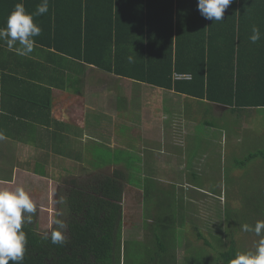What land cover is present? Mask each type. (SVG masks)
I'll return each mask as SVG.
<instances>
[{
  "label": "trees",
  "instance_id": "obj_1",
  "mask_svg": "<svg viewBox=\"0 0 264 264\" xmlns=\"http://www.w3.org/2000/svg\"><path fill=\"white\" fill-rule=\"evenodd\" d=\"M21 2L28 13H33L43 0H0V28L6 27L9 14ZM197 4L198 0H49L48 12L34 17L41 28L40 35L34 37L35 45L69 56L77 65L90 64L104 72L223 103L233 112L264 108V0H232L223 21L218 22L205 19ZM253 26L261 31L256 43L250 40ZM70 64L60 62L69 68ZM175 73L191 78L175 79ZM119 97L123 95L115 98ZM53 143H58L57 137L53 136ZM256 155L252 153L235 163L244 165ZM82 171L89 174L79 176L75 167L67 169L55 202L54 218L60 213L59 218L67 224L65 243L52 244L53 226L39 231L33 221L35 213L32 222L23 226L27 245L21 264H120L125 183L115 175H91L93 169ZM245 197L254 199L252 194ZM178 201L173 207L159 200L165 214L153 215L150 224L155 228L148 231L149 239L141 250L145 255L138 264H229L239 252L234 232L241 230L242 224L254 226L264 220V206L256 201L241 200L244 208L236 211L223 205L218 209L221 235H215L214 243L204 241L213 251L214 260L207 263L209 254L199 247L193 249V262L185 257L180 261L176 246L185 243H179L181 237L171 231L175 218L177 224L184 222V198ZM193 215L190 213V217ZM194 231L202 237L195 225Z\"/></svg>",
  "mask_w": 264,
  "mask_h": 264
},
{
  "label": "crops",
  "instance_id": "obj_2",
  "mask_svg": "<svg viewBox=\"0 0 264 264\" xmlns=\"http://www.w3.org/2000/svg\"><path fill=\"white\" fill-rule=\"evenodd\" d=\"M60 62L72 64L69 68L60 65ZM87 79L92 82L91 85L87 84ZM117 80L119 84L130 86L126 98H115L119 93ZM99 87L103 88L98 89ZM154 92L166 93L156 105H152L151 101L150 93ZM109 93H112L111 97ZM133 96H136L137 104L131 99ZM198 108H201V114L206 115L211 110L216 113V117L231 111V108L223 103L198 99L145 81L104 72L90 64L77 65L69 56L47 46L34 45V51L30 55L20 56L15 50L8 49L6 43H0V146L3 141L7 144H10V141L16 143L15 149L9 147L5 150H14L17 155L15 161L23 159V163L15 162L14 168L22 169L25 174L31 172L48 177L49 174L45 171L28 170L36 168L33 163L40 161L44 162V169L47 166L64 169H56L50 175L60 185L68 174L67 169L71 167L93 169L91 175L102 172L104 168V172H110L111 176H114L118 169L124 168L110 162L120 159L125 161L129 155L145 163L143 167L157 170L159 175L152 177L150 172L145 171L141 173L142 178L148 177L165 185L192 184L193 181H189L188 175L192 172L189 178L193 179V173H203L202 166H193L199 160L198 150L196 149L197 156L193 155V151L190 154L191 147L178 143L174 131H182V128L188 126V130L193 129V134H196L198 127L193 120V111ZM242 110L245 119L255 111ZM153 117L159 122L157 128L153 127ZM207 122L213 123L212 120L204 121L205 124ZM120 124L124 125L125 131L129 127L139 129L140 145L132 146L131 141L125 144L124 148L131 151L125 157H122L125 153L121 148L115 147L117 127ZM24 131L28 133L22 136ZM186 133L188 134V131ZM53 136L57 137L58 143H53ZM92 144L101 145L110 152L111 155L106 161L109 164L104 167L100 164H85L86 147L90 149ZM24 150L28 151L23 153ZM34 152L40 154L34 156ZM71 157L73 161H77L75 164L68 161ZM181 167H193V171L188 170L187 176L180 171L175 172V169L181 170ZM105 168H111V171H105ZM87 174L79 171V176ZM127 179L128 177L121 179L126 190L131 185L134 187H130L129 193L132 195H126L136 199V183L140 182L130 185ZM60 185H53L54 192ZM124 199L122 196L121 210Z\"/></svg>",
  "mask_w": 264,
  "mask_h": 264
},
{
  "label": "rangeland",
  "instance_id": "obj_3",
  "mask_svg": "<svg viewBox=\"0 0 264 264\" xmlns=\"http://www.w3.org/2000/svg\"><path fill=\"white\" fill-rule=\"evenodd\" d=\"M87 84L91 85L92 82L87 79ZM116 85L119 90L118 94H123V97L126 98L129 95L128 90L130 86H124V83L119 84L118 80L116 81ZM101 88L103 87H99L98 89ZM109 88H111L110 85ZM150 94H152V105H156L158 104V100L160 101L166 93L154 92ZM109 95L111 97L112 93H109ZM135 97L133 96L131 99L137 104L138 100ZM201 113V108L193 111V120L196 121V127H198L196 134H193V129L188 130V126L182 128V131L175 130L174 134L179 140L178 143L185 144L186 147H191L190 154L193 151V155L197 156L196 149L198 150L199 160L193 166H202V172L204 174L196 175L195 179L193 177V180L189 178L192 172L188 175L189 171H193V167L188 169L181 167V170L175 169V172L180 171L183 175H188L189 181H193L192 184L182 183L177 186L176 192L174 185H165L164 183L161 184L158 181H153L148 177H140L141 173L145 171L150 172L149 175L152 177H158L159 175L157 170L154 171L151 168H145L143 167L146 165L145 163L138 161L136 157L127 155L131 151L124 148L125 144L131 141L132 146L140 145V138L138 136L139 129L129 127L125 131L126 128L123 124L117 127L115 147L118 149L121 148L120 150L125 153L122 157H125V155L127 157L125 161H121L120 159L117 162H110L118 166H123L124 168L118 169L115 176H119V179L128 177L127 181L130 185L135 184L137 181L140 182L136 183V187H138L136 191L138 195L136 198L137 201L135 198L126 195H132L129 193L130 187H134L132 185L127 190L125 186L122 195L125 199L122 203L121 213L120 264H138L141 259L140 257H144L145 253L141 251L143 242L149 239L148 231H152V227L153 229L155 228L153 224H150V221L154 217L153 215L160 216L161 213L165 214V207L164 205L160 207L159 200L162 203L166 202L167 205L171 203L173 207H176L177 203H179L178 199L184 198L185 207L182 211L185 214L182 216L184 222L177 224L178 219L175 218L171 231L177 237H181L179 243L183 241L185 243L182 246L177 244V259L181 261L185 257L189 262H193V249L197 250L199 247H203L209 254L208 257L210 260L207 263H211L214 260L211 259L214 256L213 251L204 241L206 239L214 243L215 235H221L220 233L222 231L218 226V223L220 224L218 209L222 210L223 205L224 209L228 208L234 211L244 208L241 200L243 202L249 200L256 201V204L258 203L257 205L264 206V193L259 194L264 189V155H260V151L264 153V108L253 111L252 113L254 114L246 119L242 116V113H244L243 110L235 112L228 110L220 117H216V113L211 112V110L206 115ZM149 116L152 115L149 114ZM152 120L153 127L157 128L159 122L154 117ZM205 120H212L214 124L207 126L204 123ZM186 131H188V134ZM27 133V131H24L21 135L23 136ZM186 134L187 136H185ZM14 145H16L15 142L10 141V144H7L3 141V145L0 146V187L14 189L17 186H23L37 206V211L33 219L37 229L41 232L48 231L53 226V214L56 210L53 193L55 186L53 185H60L50 175L58 168L53 169L54 167L47 166L44 169V162L35 161L33 164L36 168H28V170L34 172L45 171L49 176L45 178L44 176H39L31 172L25 174L22 169L14 168V163H23V159L15 161L17 155L14 150L12 152L5 150L9 147L15 149ZM104 148L97 144H92L90 149L86 147L84 156L87 159L85 160V164L89 165L91 163L93 165L102 163L101 166L103 167L109 164V162H106L109 159V151ZM26 151L28 150H24L23 153ZM252 153L257 155L248 159L244 165H237L235 163L239 160L244 161ZM33 154L37 156L40 153L34 152ZM200 157L202 158L200 159ZM91 158L93 160H90ZM68 161L72 164L77 162L73 161L72 157ZM189 164H193V162H189ZM61 170L64 169H58V171ZM78 170L81 171L82 169ZM215 170L216 172L214 173ZM105 171H111V168H105ZM102 172L111 175L110 172H104V168ZM163 172L164 170L162 169V174ZM167 178L165 177V179ZM40 185L43 186L41 187ZM215 190L216 192H213ZM248 194H252L254 199L245 197ZM37 195H39V199ZM187 205L189 206L187 207ZM190 213H194L195 215L190 217ZM194 225L202 232V237L196 236ZM226 226V223H224L222 229L225 230L227 228ZM234 238L239 252L252 250V248L256 247L260 239L254 232L248 233L241 230L234 232ZM211 264L220 263L212 262Z\"/></svg>",
  "mask_w": 264,
  "mask_h": 264
},
{
  "label": "clouds",
  "instance_id": "obj_4",
  "mask_svg": "<svg viewBox=\"0 0 264 264\" xmlns=\"http://www.w3.org/2000/svg\"><path fill=\"white\" fill-rule=\"evenodd\" d=\"M232 0H198V10L207 20L223 21L225 10ZM49 0H43L33 13H28L23 3H17L9 14L6 27L0 28V40H3L8 49H13L20 56H28L34 51L35 40L41 33L40 26L34 22V17L48 12ZM261 39L259 27L253 26L250 40L256 43ZM132 58L129 57L131 62ZM177 74V73H176ZM189 76V74H181ZM187 79V78H181ZM37 206L30 194L23 186L14 189L0 187V264H21L27 245V235L23 231L25 224L32 222ZM60 213L52 221L53 230L50 240L52 244L62 245L66 241L64 232L67 230L66 222L59 218ZM241 230L254 232L260 237L254 250L237 252L229 264H264V220H258L254 226L247 223L241 225ZM45 239H49L45 234Z\"/></svg>",
  "mask_w": 264,
  "mask_h": 264
},
{
  "label": "built area",
  "instance_id": "obj_5",
  "mask_svg": "<svg viewBox=\"0 0 264 264\" xmlns=\"http://www.w3.org/2000/svg\"><path fill=\"white\" fill-rule=\"evenodd\" d=\"M174 78L175 79H181V78H187V79H189V76H187V75H181V74H174Z\"/></svg>",
  "mask_w": 264,
  "mask_h": 264
},
{
  "label": "flooded vegetation",
  "instance_id": "obj_6",
  "mask_svg": "<svg viewBox=\"0 0 264 264\" xmlns=\"http://www.w3.org/2000/svg\"><path fill=\"white\" fill-rule=\"evenodd\" d=\"M59 191V186L56 188L55 192H54V197H55V202L57 201V194Z\"/></svg>",
  "mask_w": 264,
  "mask_h": 264
}]
</instances>
